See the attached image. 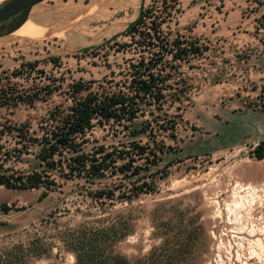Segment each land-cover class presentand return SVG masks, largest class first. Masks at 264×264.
<instances>
[{
	"label": "rangeland",
	"instance_id": "rangeland-1",
	"mask_svg": "<svg viewBox=\"0 0 264 264\" xmlns=\"http://www.w3.org/2000/svg\"><path fill=\"white\" fill-rule=\"evenodd\" d=\"M179 2L180 13L163 30L197 38L207 51L182 64L183 92L177 100L168 91L163 111L155 112L169 123H152L153 133L147 128L137 135L145 121L154 120L146 113L128 129L113 122L95 126L85 147L122 149L140 141L157 152L163 146L157 164L135 160L128 171L111 168L92 181L64 180L51 172L58 186L44 199L43 189L0 186V205L11 208L0 212V252L22 247L46 252L31 264H74L75 232L113 224L124 237L112 250L130 264H264V159L255 154L264 143V0ZM130 3L45 0L27 20L45 35L0 37V76L39 96L54 88L31 106L0 108V130L28 123L37 131L52 111L67 112L73 98L86 96L85 90L74 94L78 83L96 91L98 82L110 79L130 55L115 52L113 42L104 44L136 18L139 0ZM84 48L92 49L84 53ZM51 58L60 59L59 67ZM26 62H38L32 75L12 76ZM16 142L13 135L0 134L6 167L24 173L40 169L37 148L18 154ZM152 182L156 187L149 192L145 184ZM99 191L108 198L98 199Z\"/></svg>",
	"mask_w": 264,
	"mask_h": 264
},
{
	"label": "trees",
	"instance_id": "trees-1",
	"mask_svg": "<svg viewBox=\"0 0 264 264\" xmlns=\"http://www.w3.org/2000/svg\"><path fill=\"white\" fill-rule=\"evenodd\" d=\"M179 5V0H152L147 7L142 4L137 17L126 29L104 44L113 42L117 47L115 52L129 54L130 57L123 59V64L117 66V72H110V79L98 82L96 91L78 83L74 87V94L83 90L87 94L73 98V104L67 112L59 109L52 111L39 124L37 131H33L28 123L0 130V134L7 133L17 139L16 143L21 146L15 149L18 154L26 153L30 146H35L38 150L35 158L40 166V169L29 173L18 172L6 167L7 159L4 158L0 160V186L17 191L43 189L40 199H44L58 186L50 175L51 172L57 173L64 180L86 176L92 181L103 178L111 168L122 173L128 171L135 160L157 164V153L164 152L163 146L157 152L149 144L142 145L140 141H133L122 149L107 150L104 146H94L86 151L85 147L89 143L87 135L95 126L113 122L128 129L146 113L154 120L145 121L141 130L134 131L137 135L145 134L147 128L153 133L152 123L160 127L169 123L163 118L166 115L159 114L163 111L166 93L173 92L172 95L178 100L184 88L180 71L182 64L202 57L207 51V47L197 38L173 33L168 26L167 32L163 30V26L180 13ZM119 37H126L129 41L119 43ZM90 49L92 48H84L82 52ZM49 62L57 66L60 59L51 58ZM37 66L38 62L22 63L12 76L27 78ZM53 91L54 88L43 96L27 93L23 89L12 87L9 77L0 76V108L18 104L31 106L51 96ZM255 154L258 160L264 159V143L260 144ZM2 155L4 154L0 149V157ZM119 161L124 164L117 168ZM145 185L151 192L154 191L156 182H152L151 186ZM143 191L142 187L139 188V193H144ZM137 195L138 193L135 194ZM96 197L108 198L103 191L96 192ZM10 210L7 204L0 205V212L8 213ZM122 237L124 234L117 231L113 224L94 229L80 228L75 232L71 244L74 264H130L112 250L113 242ZM22 249L13 247L0 252V264H31L32 260L46 253L24 252Z\"/></svg>",
	"mask_w": 264,
	"mask_h": 264
},
{
	"label": "water",
	"instance_id": "water-1",
	"mask_svg": "<svg viewBox=\"0 0 264 264\" xmlns=\"http://www.w3.org/2000/svg\"><path fill=\"white\" fill-rule=\"evenodd\" d=\"M45 0H6L0 5V37L18 30L27 22L32 8ZM14 17L15 20L8 21Z\"/></svg>",
	"mask_w": 264,
	"mask_h": 264
},
{
	"label": "bare ground",
	"instance_id": "bare-ground-1",
	"mask_svg": "<svg viewBox=\"0 0 264 264\" xmlns=\"http://www.w3.org/2000/svg\"><path fill=\"white\" fill-rule=\"evenodd\" d=\"M5 2V1H4ZM14 35L27 38V39H38L46 34L44 28L35 25L34 23L27 21L18 30H16Z\"/></svg>",
	"mask_w": 264,
	"mask_h": 264
},
{
	"label": "crops",
	"instance_id": "crops-1",
	"mask_svg": "<svg viewBox=\"0 0 264 264\" xmlns=\"http://www.w3.org/2000/svg\"><path fill=\"white\" fill-rule=\"evenodd\" d=\"M130 5H131V7H133L132 5L134 4V0H130ZM149 2H152V0H139V9H140V6L143 4V6L145 7V5L147 4V3H149ZM138 13H139V11H138ZM138 15V14H137ZM137 17V16H136Z\"/></svg>",
	"mask_w": 264,
	"mask_h": 264
},
{
	"label": "flooded vegetation",
	"instance_id": "flooded-vegetation-1",
	"mask_svg": "<svg viewBox=\"0 0 264 264\" xmlns=\"http://www.w3.org/2000/svg\"><path fill=\"white\" fill-rule=\"evenodd\" d=\"M16 18H17V17H14V18L10 19V20L8 21L7 24H9L10 22H12V21L15 20Z\"/></svg>",
	"mask_w": 264,
	"mask_h": 264
}]
</instances>
